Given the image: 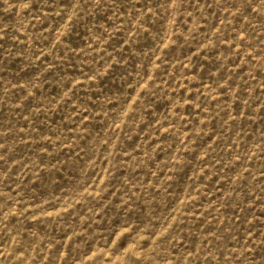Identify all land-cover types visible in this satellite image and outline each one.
<instances>
[{
    "label": "rangeland",
    "instance_id": "374dc122",
    "mask_svg": "<svg viewBox=\"0 0 264 264\" xmlns=\"http://www.w3.org/2000/svg\"><path fill=\"white\" fill-rule=\"evenodd\" d=\"M0 264H264V0H0Z\"/></svg>",
    "mask_w": 264,
    "mask_h": 264
}]
</instances>
